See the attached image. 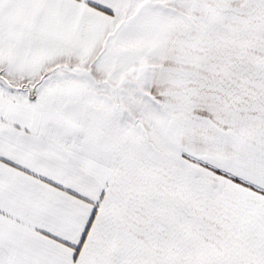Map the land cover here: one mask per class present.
I'll return each instance as SVG.
<instances>
[{
	"label": "snow or ice",
	"instance_id": "6c2138e0",
	"mask_svg": "<svg viewBox=\"0 0 264 264\" xmlns=\"http://www.w3.org/2000/svg\"><path fill=\"white\" fill-rule=\"evenodd\" d=\"M0 264H264V0H0Z\"/></svg>",
	"mask_w": 264,
	"mask_h": 264
}]
</instances>
